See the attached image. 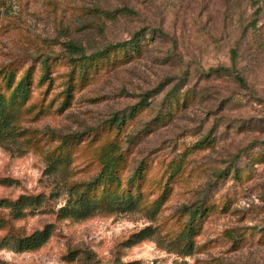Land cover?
Segmentation results:
<instances>
[{"label": "rangeland", "instance_id": "rangeland-1", "mask_svg": "<svg viewBox=\"0 0 264 264\" xmlns=\"http://www.w3.org/2000/svg\"><path fill=\"white\" fill-rule=\"evenodd\" d=\"M5 249L264 264V0H0Z\"/></svg>", "mask_w": 264, "mask_h": 264}, {"label": "trees", "instance_id": "trees-1", "mask_svg": "<svg viewBox=\"0 0 264 264\" xmlns=\"http://www.w3.org/2000/svg\"><path fill=\"white\" fill-rule=\"evenodd\" d=\"M69 50L76 54V55H79L83 60H91V59H94L95 57H98V56H106L107 54L110 53V51L116 47H120V46H124L125 43H121V44H116V45H111V46H108L107 48L103 49V50H99L95 53H92L90 55H86L85 54V51L77 44L73 43V42H68L65 44ZM237 56V53L235 51H232V58H236ZM216 72H219L220 69H217V70H214ZM236 79H238V81L241 83V84H244V81L241 77L239 76H236ZM147 99V94H144L142 99H141V103H144V101ZM140 103V104H141ZM137 108V106H134L131 111L135 110ZM111 122L114 123V124H117V125H121V123L123 122V118L119 117V116H114L112 119H111ZM197 214V211L195 212ZM192 215H195L193 212H192ZM38 238L34 237V236H31L30 238H28L27 240V243L29 244V241L32 240L31 243H36Z\"/></svg>", "mask_w": 264, "mask_h": 264}, {"label": "clouds", "instance_id": "clouds-1", "mask_svg": "<svg viewBox=\"0 0 264 264\" xmlns=\"http://www.w3.org/2000/svg\"><path fill=\"white\" fill-rule=\"evenodd\" d=\"M12 257L13 253L9 252L8 250H0V258L10 261Z\"/></svg>", "mask_w": 264, "mask_h": 264}]
</instances>
